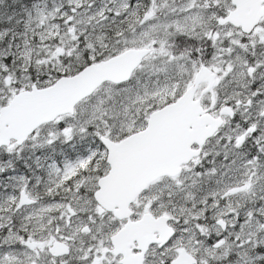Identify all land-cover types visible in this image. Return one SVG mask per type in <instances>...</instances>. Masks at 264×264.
I'll use <instances>...</instances> for the list:
<instances>
[{
	"label": "snow or ice",
	"instance_id": "snow-or-ice-1",
	"mask_svg": "<svg viewBox=\"0 0 264 264\" xmlns=\"http://www.w3.org/2000/svg\"><path fill=\"white\" fill-rule=\"evenodd\" d=\"M0 264H264V0H0Z\"/></svg>",
	"mask_w": 264,
	"mask_h": 264
}]
</instances>
